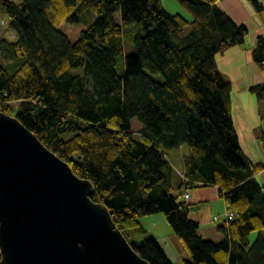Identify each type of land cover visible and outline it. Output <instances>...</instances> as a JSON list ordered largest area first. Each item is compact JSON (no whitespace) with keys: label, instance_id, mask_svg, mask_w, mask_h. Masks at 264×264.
<instances>
[{"label":"trees","instance_id":"obj_1","mask_svg":"<svg viewBox=\"0 0 264 264\" xmlns=\"http://www.w3.org/2000/svg\"><path fill=\"white\" fill-rule=\"evenodd\" d=\"M250 1L264 20V0ZM180 3L191 20L162 0H0L18 35L0 34V110L92 181V199L150 264H176L154 236L131 240L146 231L140 218L156 212L187 254L179 264H264V187L255 176L264 163L240 145L232 85L217 62L248 28L218 0ZM64 20L86 25L76 41L60 29ZM253 58L264 67V34ZM250 91L263 100L264 82ZM208 184L232 216L203 237L184 193Z\"/></svg>","mask_w":264,"mask_h":264},{"label":"water","instance_id":"obj_2","mask_svg":"<svg viewBox=\"0 0 264 264\" xmlns=\"http://www.w3.org/2000/svg\"><path fill=\"white\" fill-rule=\"evenodd\" d=\"M95 186L0 110V264H150Z\"/></svg>","mask_w":264,"mask_h":264},{"label":"crops","instance_id":"obj_3","mask_svg":"<svg viewBox=\"0 0 264 264\" xmlns=\"http://www.w3.org/2000/svg\"><path fill=\"white\" fill-rule=\"evenodd\" d=\"M218 3L222 9L225 10L236 22L244 23L248 28L247 36L250 35L252 37L248 45L244 41V43L241 44V47L238 45H233L225 50L223 53H221V57H217V62L220 67V61L226 60L227 65L229 64V68H233L235 71H237V75L245 74L244 64L246 63L252 66L255 71L261 73V75L254 78L253 81L245 82L243 86L236 90L237 93L235 92V85L231 82V92L233 93V97L231 94V108L232 110L235 108L238 109V118H235L233 114V120L243 151L253 162L264 163V99L258 101L254 98V101H252L253 104L252 102L249 104L244 101L243 98L245 96L248 98H250V95L253 96L252 94L254 93L250 91V86L264 82V73L262 72L263 68L253 58V50L256 46L258 36L264 34V28L261 26V16L250 0H229V3L225 2L226 6L224 3H221L220 0H218ZM249 10L253 14H250ZM246 13L249 16H247ZM251 19V25L253 27L254 33H251V29L248 24L249 22H247ZM234 100H236V102ZM255 176L264 187V168L259 170ZM188 192L189 197L187 200L193 203V206L189 212V216L199 222V233L203 237H208L207 235L210 233L207 229V225L209 224V220H211L209 216L211 213H213V202L218 199L223 200V208L220 210V213L223 215L222 222L226 218L225 215L232 213V211L226 205L224 199L219 196V190L216 185L208 184L194 187ZM205 206L207 207L205 208ZM220 213L218 212L214 215H220ZM214 215L211 216L212 219ZM218 225H216V229L213 231L214 235H217ZM145 232H147V230ZM154 237L158 240L166 255L173 263L179 264L181 263V259L187 258V254L184 251L175 232H171L170 234L166 235H155Z\"/></svg>","mask_w":264,"mask_h":264},{"label":"rangeland","instance_id":"obj_4","mask_svg":"<svg viewBox=\"0 0 264 264\" xmlns=\"http://www.w3.org/2000/svg\"><path fill=\"white\" fill-rule=\"evenodd\" d=\"M17 3H19L20 0H13ZM221 3H224L226 6L225 2L229 3V0H220ZM236 1V0H233ZM163 5L165 6V8L167 10H169L170 12L173 13H181L182 15H184L188 20L192 19V15L190 14V12H188L180 3V0H162ZM250 11V10H249ZM247 11V12H249ZM250 14H253L250 11ZM247 16H249L246 13ZM115 18L117 20H120L119 18V12L115 13ZM0 19L4 20L5 22L1 24L0 27V34L4 33V36L9 40V41H16L18 39V35L17 33L11 28L10 26V19L7 15L3 14L0 15ZM261 19V26L264 28V20L260 17ZM248 20V19H246ZM249 22V27L251 29V33H254L253 31V27L251 25L252 19L247 21ZM60 29L65 32L67 34V36L69 37V39L74 42L76 41V39L78 38L80 31L86 27L85 24L83 23H70L66 20L62 21L59 25ZM189 30V26H187L184 29V33H186ZM251 36L248 35L245 39L246 44L248 45L250 40H251ZM239 47H241V44H237ZM245 51V49H244ZM221 53L218 54L217 57H221ZM237 62V61H236ZM245 66V74L244 75H237V71H235V69L233 68H229V64L227 65L226 60H222L220 61V69L221 71L224 73L225 77L227 78V80H229L230 82H232L235 85V92L237 93V89L241 86H243V84L245 82H249V81H253L254 78L258 77L261 75L260 72L255 71L252 66L248 65V63L244 64ZM124 67V57L123 55H120L118 57V61H117V70L119 72H121L123 70ZM263 70L262 72L264 73V67H262ZM154 77L158 80H162V75L160 73H154L153 74ZM232 97H233V93L231 92ZM253 96L250 95V98L248 97H243L244 101H246L247 103L251 104L252 101H254V98L257 100L256 96L254 94H252ZM236 97V95H235ZM236 102V100H234ZM233 101V103H234ZM14 105L16 106L17 102H13ZM253 104V102H252ZM232 111V116L234 114L235 118H238V109L235 108ZM234 121V120H233ZM237 131V130H236ZM77 154H74V157H77ZM176 179V177H175ZM194 187H191L189 190H192ZM180 188L178 187L177 183L174 181V188H173V192L175 194H179L180 193ZM207 206H205L206 208ZM223 208V200H216L213 202V208L212 211L213 213H211V215L209 216V218H211V220H209V224L207 225V229L209 231L210 234H208L207 236H213L214 235V229H216V225L220 224L222 222V214L220 213V210H222ZM220 213V219L218 220H213L212 219V215H214L215 213ZM142 224L144 225V227L146 228L147 232H143L140 234H137L133 237H131V240L134 241H140L148 236H158V235H166V234H170L171 232L174 233L173 228L171 227V225L167 222V220L164 218L163 214L160 212H156V213H151L145 216H142L140 218ZM211 231V232H210ZM257 232H251L249 235V240L251 242H253L255 240V238L257 237ZM264 234V232H263ZM174 235V234H171ZM181 249V247H180ZM183 259H181L182 262ZM176 261V260H175Z\"/></svg>","mask_w":264,"mask_h":264},{"label":"built area","instance_id":"obj_5","mask_svg":"<svg viewBox=\"0 0 264 264\" xmlns=\"http://www.w3.org/2000/svg\"><path fill=\"white\" fill-rule=\"evenodd\" d=\"M259 2L260 3H263V0H259ZM184 196L187 198L189 196V193L188 192H185L184 193ZM231 216H232V213L226 214V219L231 218ZM218 219H220V216L219 215H215L214 216V220H218Z\"/></svg>","mask_w":264,"mask_h":264}]
</instances>
